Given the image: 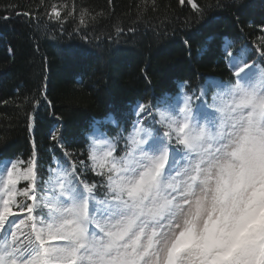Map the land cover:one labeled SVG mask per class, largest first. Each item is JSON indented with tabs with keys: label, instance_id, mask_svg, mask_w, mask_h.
<instances>
[{
	"label": "snow or ice",
	"instance_id": "1",
	"mask_svg": "<svg viewBox=\"0 0 264 264\" xmlns=\"http://www.w3.org/2000/svg\"><path fill=\"white\" fill-rule=\"evenodd\" d=\"M229 47L227 81L138 102L115 137L94 122L83 159L0 161V264H264V45Z\"/></svg>",
	"mask_w": 264,
	"mask_h": 264
},
{
	"label": "trees",
	"instance_id": "2",
	"mask_svg": "<svg viewBox=\"0 0 264 264\" xmlns=\"http://www.w3.org/2000/svg\"><path fill=\"white\" fill-rule=\"evenodd\" d=\"M195 2L199 13L187 0H0V161L27 160L34 141L46 177L65 151L84 158L94 122L115 137L138 102L227 81V44L259 64L264 0Z\"/></svg>",
	"mask_w": 264,
	"mask_h": 264
}]
</instances>
